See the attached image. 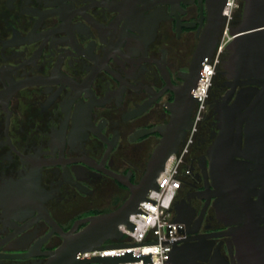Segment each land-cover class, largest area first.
Listing matches in <instances>:
<instances>
[{"label":"flooded vegetation","instance_id":"obj_1","mask_svg":"<svg viewBox=\"0 0 264 264\" xmlns=\"http://www.w3.org/2000/svg\"><path fill=\"white\" fill-rule=\"evenodd\" d=\"M228 1L0 0V264H45L184 148L183 243L204 248L200 263L250 264L243 237L264 240V75L231 70L227 48L196 121L197 51L218 44Z\"/></svg>","mask_w":264,"mask_h":264},{"label":"water","instance_id":"obj_2","mask_svg":"<svg viewBox=\"0 0 264 264\" xmlns=\"http://www.w3.org/2000/svg\"><path fill=\"white\" fill-rule=\"evenodd\" d=\"M243 11L241 22L234 25L232 32L235 35L234 39L228 45V49L232 52L229 68L231 70L241 69L250 75H264V0H243ZM226 19V16H224ZM217 43L208 49H203V43L199 47L197 54L200 55L202 64L211 58L217 49ZM161 147L157 150V155ZM165 156V160L169 157ZM225 164H234V156H225ZM164 169L161 168L156 173V176ZM138 195H133L121 207L114 211L94 215L81 220L87 222V225L79 232L73 231L64 233L65 241L56 250L49 252V258L45 264H119L120 261L136 259L131 254L125 256H93L81 257L80 253L103 248L104 243L109 240H119L123 237V232L119 229L121 223H126L130 228H134V223L129 220L131 213L139 211L140 202L147 197L151 188H157L158 183L155 178L152 181L144 182L140 186ZM136 192V191H134ZM177 220L184 221L177 215ZM79 222L75 223V226ZM229 224V223H228ZM74 226V227H75ZM228 230L224 233H231ZM219 235V234H218ZM244 238V250L246 258L250 264H264V240L260 245V249L255 248L257 244L247 235ZM185 239V238H184ZM183 239V240H184ZM183 240L177 241L172 250V260L174 264H204L198 262L200 255L196 252H201L202 246H186ZM115 244H108L112 247ZM257 251L259 254H257ZM213 264V263H210Z\"/></svg>","mask_w":264,"mask_h":264},{"label":"built area","instance_id":"obj_3","mask_svg":"<svg viewBox=\"0 0 264 264\" xmlns=\"http://www.w3.org/2000/svg\"><path fill=\"white\" fill-rule=\"evenodd\" d=\"M238 0H229L224 10L227 17L223 33L217 49L211 58L207 59L202 70L195 94L199 100L196 121L202 116L205 99L216 72L221 54L234 39L232 32L234 12L238 8ZM172 155L166 167L160 172L157 188H151L147 197L139 204V211L131 213L129 220L134 228L121 223L119 229L123 237L119 240H109L103 248L87 250L79 254L81 257L93 256H125L131 254L136 259L120 261L119 264H174L172 250L177 241L184 239V223L177 220L176 212L172 210L175 195L181 179L178 175L182 155ZM108 244H115L108 247ZM98 264V263H94Z\"/></svg>","mask_w":264,"mask_h":264}]
</instances>
